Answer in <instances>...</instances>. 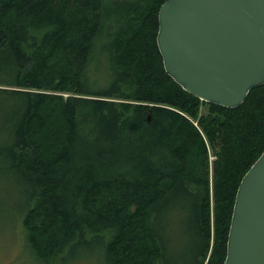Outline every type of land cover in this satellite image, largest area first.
Masks as SVG:
<instances>
[{"label": "trees", "instance_id": "1", "mask_svg": "<svg viewBox=\"0 0 264 264\" xmlns=\"http://www.w3.org/2000/svg\"><path fill=\"white\" fill-rule=\"evenodd\" d=\"M165 1L0 0V170L27 186L39 262L224 263L264 84L236 107L185 90L157 42Z\"/></svg>", "mask_w": 264, "mask_h": 264}, {"label": "water", "instance_id": "2", "mask_svg": "<svg viewBox=\"0 0 264 264\" xmlns=\"http://www.w3.org/2000/svg\"><path fill=\"white\" fill-rule=\"evenodd\" d=\"M157 42L188 92L227 107L264 84V0H166ZM223 264H264V151L235 197Z\"/></svg>", "mask_w": 264, "mask_h": 264}, {"label": "rangeland", "instance_id": "3", "mask_svg": "<svg viewBox=\"0 0 264 264\" xmlns=\"http://www.w3.org/2000/svg\"><path fill=\"white\" fill-rule=\"evenodd\" d=\"M206 111L207 107L204 106L202 112ZM26 187L25 182L14 171L0 170V264H45L36 259L32 248L26 242L23 214L20 213L27 199ZM184 239L182 248L187 243V239ZM79 259L67 256L49 264H103L97 258Z\"/></svg>", "mask_w": 264, "mask_h": 264}]
</instances>
